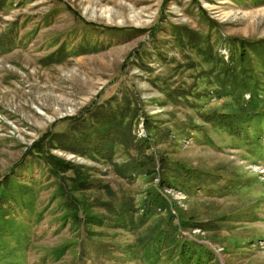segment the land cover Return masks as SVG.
<instances>
[{
  "label": "rangeland",
  "instance_id": "rangeland-1",
  "mask_svg": "<svg viewBox=\"0 0 264 264\" xmlns=\"http://www.w3.org/2000/svg\"><path fill=\"white\" fill-rule=\"evenodd\" d=\"M0 264H264V0H0Z\"/></svg>",
  "mask_w": 264,
  "mask_h": 264
},
{
  "label": "trees",
  "instance_id": "trees-1",
  "mask_svg": "<svg viewBox=\"0 0 264 264\" xmlns=\"http://www.w3.org/2000/svg\"><path fill=\"white\" fill-rule=\"evenodd\" d=\"M149 194V193H148ZM158 195H160V194H158ZM151 199L149 200V205L150 206H148V209L151 211V213H153V210H152V205H151V201H152V197H150ZM165 203V205H166V202H164ZM165 205H163V207H165ZM154 209V208H153ZM145 212V211H144ZM153 215V214H152ZM185 247H189V245H184Z\"/></svg>",
  "mask_w": 264,
  "mask_h": 264
}]
</instances>
